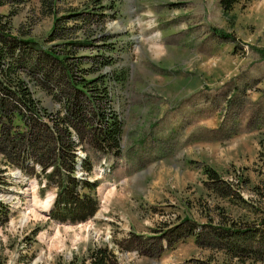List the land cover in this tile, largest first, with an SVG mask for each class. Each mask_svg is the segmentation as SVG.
Instances as JSON below:
<instances>
[{
  "label": "rangeland",
  "instance_id": "1",
  "mask_svg": "<svg viewBox=\"0 0 264 264\" xmlns=\"http://www.w3.org/2000/svg\"><path fill=\"white\" fill-rule=\"evenodd\" d=\"M84 1L58 0L57 11ZM159 1L133 0L129 8L128 1L113 0L104 28L94 34L99 45L81 49L96 54L108 48L106 38L117 41L110 49L115 64L130 69V107L122 103L121 88L114 89L113 101L128 115L123 155L115 156L113 169L91 175L101 180L92 216L50 219L56 192L42 191L39 167L14 164L0 151V201L8 210L0 219V263L59 264L87 254L93 243L108 242L122 264H242L225 254L221 245L227 241L215 233L232 218L256 217L246 202L234 199L256 204L255 184L264 185V0H247L228 13L220 0ZM0 13H9L15 32L34 21L30 33L40 39L54 24L42 0H4ZM80 153L87 156L84 149ZM206 166L232 179L239 195L219 194ZM241 172L250 178L248 185L238 182ZM186 217L201 231L202 242L193 235L148 237ZM188 225L183 222L177 231Z\"/></svg>",
  "mask_w": 264,
  "mask_h": 264
},
{
  "label": "trees",
  "instance_id": "2",
  "mask_svg": "<svg viewBox=\"0 0 264 264\" xmlns=\"http://www.w3.org/2000/svg\"><path fill=\"white\" fill-rule=\"evenodd\" d=\"M246 1L220 0V3L228 13ZM3 2L0 0V4ZM57 2L42 0L43 12L54 16L53 27L44 39L31 35L34 21L27 20L15 32L9 13H0V151L5 150L7 159L14 164L39 166V175L45 177L42 191L53 188L57 193L50 219L80 221L92 216L99 206L97 187L101 180L88 177L95 163L102 155L118 157L124 151V119L113 101L114 89L130 83V69L115 64L110 49H116L118 43L108 38L103 42L107 49L96 54L81 53L82 48L99 45L94 34L104 28L105 9L114 8L116 2L86 0L83 6H69L62 14ZM108 65L111 68L107 70ZM40 91L48 94L46 97L52 105L45 101L44 94L39 95ZM78 148L87 151L82 162L84 177L77 176ZM204 171L219 194L239 195L232 179H224L210 166ZM238 176V182L247 185L251 182L242 172ZM254 189L258 203L251 204L247 199H234V202H246L256 217L242 216L239 221L232 218L217 226L215 233L216 239L228 242L221 245L225 254L237 257L242 264L247 261L264 264V185L255 184ZM7 212L0 201V219ZM183 222L189 225L183 232L177 231ZM196 227L186 217L171 229L148 237L162 240L168 234L174 239L193 235L197 242H202V233ZM59 264L122 263L108 242H97L89 247L87 254L75 255Z\"/></svg>",
  "mask_w": 264,
  "mask_h": 264
},
{
  "label": "crops",
  "instance_id": "3",
  "mask_svg": "<svg viewBox=\"0 0 264 264\" xmlns=\"http://www.w3.org/2000/svg\"><path fill=\"white\" fill-rule=\"evenodd\" d=\"M129 2V8L132 6V4H133V0H125V2ZM141 5H149V3L151 2V1H153V4L154 5H158V4H161V3H159L160 1L159 0H137ZM163 3H164V0H161ZM123 5V4H122ZM123 11H127V9L126 8H123ZM120 88L122 89V92H123V95H121V98H122V103H124V105L127 107V105H129V107H130V97H131V89H130V83H128L126 86H120ZM118 89V88H117ZM128 102H129V104H128ZM122 103H121V105L118 107L119 109H121L122 110V112H123V118H124V123H126V121H127V116H126V111L125 110H123L122 109ZM124 107V106H123ZM129 107H128V109H127V112H128V110H129ZM129 114V113H128ZM127 123H128V121H127ZM125 125V124H124ZM127 143H129V141H127L126 142V144H125V148H126V146H127ZM121 162H124V161H121ZM128 164V163H127ZM117 180H115L114 179V183H115V185H117ZM113 183V182H112Z\"/></svg>",
  "mask_w": 264,
  "mask_h": 264
},
{
  "label": "bare ground",
  "instance_id": "4",
  "mask_svg": "<svg viewBox=\"0 0 264 264\" xmlns=\"http://www.w3.org/2000/svg\"><path fill=\"white\" fill-rule=\"evenodd\" d=\"M50 204V200L43 204L44 207H47ZM45 210V209H44Z\"/></svg>",
  "mask_w": 264,
  "mask_h": 264
}]
</instances>
